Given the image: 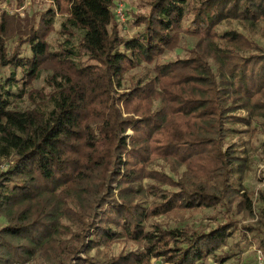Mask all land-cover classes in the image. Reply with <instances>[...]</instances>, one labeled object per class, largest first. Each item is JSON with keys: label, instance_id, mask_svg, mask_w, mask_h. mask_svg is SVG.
<instances>
[{"label": "trees", "instance_id": "trees-1", "mask_svg": "<svg viewBox=\"0 0 264 264\" xmlns=\"http://www.w3.org/2000/svg\"><path fill=\"white\" fill-rule=\"evenodd\" d=\"M55 2L26 29L0 16V65L13 69L0 85V160L13 158L0 173L6 221L0 264H28L34 256L43 264L224 261L229 256L214 252L236 230L230 217L207 232L144 223L217 206L252 214L251 196L230 180L234 170L243 172V161L224 140L230 124L264 114V47L235 30H216L228 19L264 22V0H146V11L133 21L141 30L127 39L112 13L114 0ZM56 13L64 39L51 50L46 38ZM12 29L19 44L7 55L3 37ZM184 36L195 41L188 54L158 62ZM22 44L29 57L21 55ZM137 63L150 64L153 76L121 91L124 73ZM16 71L17 96L34 107L13 105ZM42 73L44 86L34 89ZM238 110L247 116L234 114ZM149 156L167 160L174 173L179 165L184 170L176 180L145 170ZM143 178L151 180L147 207L134 203L145 191L135 185ZM119 236L137 251L104 260L90 255ZM260 244L264 248V234Z\"/></svg>", "mask_w": 264, "mask_h": 264}, {"label": "rangeland", "instance_id": "rangeland-1", "mask_svg": "<svg viewBox=\"0 0 264 264\" xmlns=\"http://www.w3.org/2000/svg\"><path fill=\"white\" fill-rule=\"evenodd\" d=\"M55 0H0V16L3 13L5 18H9L11 27H21L26 29L32 23L39 20L40 14H43L47 9H54ZM121 8V12L116 13L117 8ZM146 0H114L111 10L114 14L119 33L124 38H131L140 32L141 28L133 24L134 16L146 11ZM62 16L55 14L52 18L53 31L49 33L46 41L51 50L57 48L64 37L59 34L60 23ZM15 28V29H17ZM15 29L10 31L9 36L3 37V47L7 55L15 51L18 46L19 35L14 34ZM235 30L242 35L251 39L258 45L264 47V22L252 24L248 22H240L238 20H224L217 26V33L221 34L224 31ZM194 39L184 36L177 48L171 52H166L158 62L174 60L176 58L185 57L188 50L193 46ZM19 51L22 56L29 57L30 50L27 44L19 46ZM212 63V61H210ZM215 69V64L212 63ZM13 69L9 66L0 65V85H3L5 80L12 74ZM47 73L40 74L39 78L33 81L34 89H41L44 86V76ZM153 76L152 66L144 63H137L135 66L124 73L121 82V91H125L131 81H146ZM21 74L15 72V79L18 81L11 88L14 94L10 97L13 105L19 109L34 107L25 96H17L21 85L19 79ZM156 88V85L154 84ZM50 88L45 87L44 91ZM160 101L153 103V108H159ZM39 108L48 110L50 105L48 102L39 101ZM234 114L239 117H246V113L242 110L235 111ZM233 130L225 137L224 147L229 146L234 156L240 158L244 164L242 173L234 170L231 175V182L235 189L243 188L244 191L251 196V215H245L243 212H237L232 206L229 210H225L222 206H217L213 209H196L187 212L171 213L169 215H159L145 220V227L148 229L152 223L167 228H182L188 227L197 231L207 232L214 229L216 225L223 223L227 217L232 218L236 222V230L227 238L226 243L219 247L214 255L229 256L219 264H264V248L261 246V240L264 234V114L251 117L249 124L235 122L229 125ZM128 135L131 131L126 132ZM157 137V136H155ZM150 160L143 163L145 170H156L164 172L174 180L178 179L184 170L183 165L177 166V173L171 171L172 164L159 156H149ZM6 160L13 162V158L9 157ZM151 182L148 178H143L135 185L141 187L143 194L134 198V203L147 207L153 195L146 190ZM163 186L162 189H165ZM6 223L5 219L0 217V227ZM247 227L256 228L252 232L247 230ZM137 251V245L124 241L119 236L110 246H100L97 250H91L90 255L97 256L104 260L108 257L115 256L119 252ZM159 259L151 258L150 264H160ZM214 261V257L209 256L203 261V264H210ZM28 264H43L41 259L34 256Z\"/></svg>", "mask_w": 264, "mask_h": 264}, {"label": "built area", "instance_id": "built-area-1", "mask_svg": "<svg viewBox=\"0 0 264 264\" xmlns=\"http://www.w3.org/2000/svg\"><path fill=\"white\" fill-rule=\"evenodd\" d=\"M120 12H121V8L119 7V8H117L116 13L119 14ZM12 163L13 162H9V160H6V159L0 160V173L8 170L11 167ZM219 263H222V262L213 261L210 264H219Z\"/></svg>", "mask_w": 264, "mask_h": 264}]
</instances>
